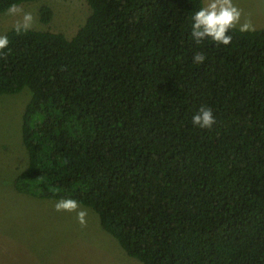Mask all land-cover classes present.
Returning a JSON list of instances; mask_svg holds the SVG:
<instances>
[{
	"label": "trees",
	"instance_id": "obj_1",
	"mask_svg": "<svg viewBox=\"0 0 264 264\" xmlns=\"http://www.w3.org/2000/svg\"><path fill=\"white\" fill-rule=\"evenodd\" d=\"M86 1L71 37L3 34L0 96L32 92L15 189L92 208L143 264H264V28L197 44L204 0Z\"/></svg>",
	"mask_w": 264,
	"mask_h": 264
},
{
	"label": "rangeland",
	"instance_id": "obj_2",
	"mask_svg": "<svg viewBox=\"0 0 264 264\" xmlns=\"http://www.w3.org/2000/svg\"><path fill=\"white\" fill-rule=\"evenodd\" d=\"M205 3V0H204ZM242 21L264 28V0H233ZM48 5L53 18L44 23L40 8ZM34 16L32 28L73 36L91 13L86 0H37L18 5ZM18 16L0 14V35L14 27ZM32 92L0 96V264H143L131 257L87 206V226L75 213L57 212V199H40L17 191L14 179L27 166L23 115Z\"/></svg>",
	"mask_w": 264,
	"mask_h": 264
},
{
	"label": "clouds",
	"instance_id": "obj_3",
	"mask_svg": "<svg viewBox=\"0 0 264 264\" xmlns=\"http://www.w3.org/2000/svg\"><path fill=\"white\" fill-rule=\"evenodd\" d=\"M9 14L18 16L13 30L20 34L27 32L33 27L34 16L31 12H25L18 5H11ZM242 10L239 9L233 0H205V3L193 16L191 35L197 44L210 39L217 45L227 46L232 41L229 31L239 27L240 32L254 31V25L250 19L242 21ZM9 39L6 35H0V52L8 47ZM206 57L203 53L197 52L194 63L201 64ZM194 126L200 128H211L215 123L212 109L201 106L197 113L192 117ZM57 212L75 213V218L81 227L87 226V210L82 209L80 204L72 198H61L54 204Z\"/></svg>",
	"mask_w": 264,
	"mask_h": 264
}]
</instances>
